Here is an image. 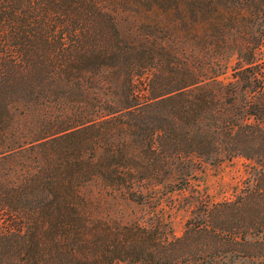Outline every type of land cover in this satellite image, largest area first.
<instances>
[{"label":"trees","instance_id":"16d2710c","mask_svg":"<svg viewBox=\"0 0 264 264\" xmlns=\"http://www.w3.org/2000/svg\"><path fill=\"white\" fill-rule=\"evenodd\" d=\"M234 155L253 183L172 235ZM0 264H264V0H0Z\"/></svg>","mask_w":264,"mask_h":264},{"label":"rangeland","instance_id":"374dc122","mask_svg":"<svg viewBox=\"0 0 264 264\" xmlns=\"http://www.w3.org/2000/svg\"><path fill=\"white\" fill-rule=\"evenodd\" d=\"M253 168L249 160L238 155L224 160L219 165L202 164L188 176L187 190L171 192L162 203L165 220L169 222L166 228L171 230L172 235L180 236L187 221H194L196 215L201 214V208H195L196 202L192 203L197 195L205 199L207 195L214 202L233 199L253 183ZM97 188L95 185H89L87 190L91 189L92 193H96ZM119 208L128 218H133L134 215L146 218V209L141 205L121 201Z\"/></svg>","mask_w":264,"mask_h":264}]
</instances>
